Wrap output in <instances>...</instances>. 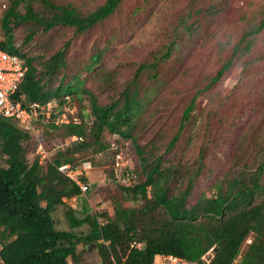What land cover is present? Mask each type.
<instances>
[{"label":"trees","instance_id":"16d2710c","mask_svg":"<svg viewBox=\"0 0 264 264\" xmlns=\"http://www.w3.org/2000/svg\"><path fill=\"white\" fill-rule=\"evenodd\" d=\"M122 1L88 0L80 7L70 0H8L0 15V49L15 55L26 67L13 97L23 95L24 103H43L55 98L62 106L63 98L68 96L73 102L72 95L81 80L71 74L64 82L66 75L62 74L70 64L66 53L71 41L118 11ZM34 25H41L42 32L61 30L54 38L58 46H53L49 54L48 50L27 48L37 33ZM16 26H22L24 47L14 42ZM263 27L264 18L245 30L233 45L230 58L191 95L164 150L170 149L180 138L197 95L229 71L231 58L251 49L250 39ZM173 48L176 45L171 40L163 51L139 62L117 96L106 103L100 104L92 92L84 89L90 94L91 119L87 122L77 110L79 123L61 126L49 123V128L62 130L57 134L60 144L71 135L77 139L65 144L64 149L54 152L43 163L30 143L29 132L11 117L0 114V154L5 163L0 166V264H78L81 245L97 248L99 264H151L156 254L197 261L211 247L209 264H231L236 257L238 264H264V143L257 140L254 143L259 158L255 166H239L237 163L243 155H238L234 161L235 172L217 179L209 195H199L187 204L192 180L200 169L182 175L161 166L156 144L139 143L137 131L133 132L141 116L140 76L147 73L148 80L155 81L159 63L168 59ZM101 53L95 50L89 56L86 71L101 60ZM257 70L254 72L258 73ZM258 99L264 102V89L260 90ZM103 131L117 135L113 140L114 148L110 149L111 141L104 138ZM118 147H124L130 158L129 167L120 172V176L128 171L131 174L127 185L114 176L112 168ZM105 149L111 158L108 165L112 180L125 193V199L142 200L140 207L133 208L114 200L111 214L108 211L92 213L86 196L82 195L88 193L89 188L86 174L77 176L81 183H87L86 190L81 191L73 180L57 170L60 164L74 167L80 160H88L87 157L77 158V153L100 154ZM131 151L132 156L137 157L136 164L132 162ZM189 169L185 167L184 174ZM179 178H186L185 186L170 193L169 182ZM72 196L78 201L75 208L62 200ZM60 210L63 217L55 219L54 212ZM83 225L86 231L74 230ZM131 242L143 244L134 248L130 247Z\"/></svg>","mask_w":264,"mask_h":264},{"label":"rangeland","instance_id":"374dc122","mask_svg":"<svg viewBox=\"0 0 264 264\" xmlns=\"http://www.w3.org/2000/svg\"><path fill=\"white\" fill-rule=\"evenodd\" d=\"M70 1L80 7L88 2ZM263 18L264 0H123L118 11L71 41L66 53L70 64L62 70L66 75L63 81H68L71 74L81 80L72 95L73 104L89 122L90 94L84 89L92 92L100 104L108 102L117 96L139 62L163 51L173 40L176 48L171 50L166 61L159 63L156 80H148L147 73L140 76L141 116L133 132L137 131L139 143L156 144L161 166L182 175L200 169L186 199L190 204L199 195H209L213 191L212 184L221 176L235 172L237 164L252 167L259 159L254 143L256 140L264 143V102L258 99L260 90L264 89V27L250 39L251 49L231 58L229 71L197 95L188 122L174 146L168 150H164V146L174 133L180 112L191 95L213 76L226 58H230L233 45L243 32ZM21 27L14 28V42L24 47ZM33 30L37 33L27 48L48 50L49 54L53 46H58L54 38L61 30L42 32L41 25H34ZM95 50L102 51L101 60L86 71L85 65ZM256 70L258 73L254 72ZM252 72L255 74L251 77L247 75ZM230 81L236 83L229 86L227 82ZM48 124L37 121L33 122L32 130L27 129L30 143L42 163L66 146L58 140L57 134L62 130H53ZM102 133L106 140L113 141L114 135ZM107 151L77 153V158L87 157L91 161V168L85 173L88 193L82 194L91 212L111 214L114 200L133 208L140 207L142 200L125 199V193L112 180L108 165L111 158ZM132 154L131 151L132 162L136 164L137 157ZM238 155L243 157L234 164ZM0 166H5L1 154ZM187 166L190 169L184 174ZM185 179L170 181V193L181 190ZM76 203L75 199V206ZM54 216L60 220L63 211L54 212ZM74 230L84 232L86 226ZM79 251L78 264H99V254L93 245H81ZM238 262L236 257L231 264Z\"/></svg>","mask_w":264,"mask_h":264},{"label":"built area","instance_id":"2783aa9c","mask_svg":"<svg viewBox=\"0 0 264 264\" xmlns=\"http://www.w3.org/2000/svg\"><path fill=\"white\" fill-rule=\"evenodd\" d=\"M7 3L8 0H0V15L7 7ZM25 70L26 67L21 60L15 55L0 49V114L11 117L19 126L30 130L33 129V122L37 121L48 122L54 126L80 122L77 116V109L73 102L69 100L68 96L63 98L64 102L62 106L55 98H51L43 103L36 101L24 103L23 95H20L18 98L13 97L17 86L23 78ZM76 139V136L71 135L67 137L64 144L68 145ZM110 146H115L114 141L110 142ZM42 157H44L43 154L41 155ZM129 164L130 158L127 156L126 149L124 147H118L113 157L112 168L114 176L116 178L119 177V180L124 185L128 184L131 174L128 171V173L120 176V172L123 169L126 170ZM90 168V160H80L79 164L74 167H71L68 163L57 166V170L73 180L81 191L86 190L87 183H81L77 176L82 173H87L86 171ZM75 199L76 197L72 196L67 199L63 198L62 200L68 202L71 207L75 208ZM142 244L131 242L130 247L138 248ZM211 257L212 247L205 251L197 261H188L183 257L170 254H156L151 264H209Z\"/></svg>","mask_w":264,"mask_h":264},{"label":"clouds","instance_id":"9594fccd","mask_svg":"<svg viewBox=\"0 0 264 264\" xmlns=\"http://www.w3.org/2000/svg\"><path fill=\"white\" fill-rule=\"evenodd\" d=\"M235 83H236V81H230V82H227V84H228L229 86H233ZM23 129H24V128H23ZM26 130H27V129H26ZM112 135H114V138L117 137L116 134H112Z\"/></svg>","mask_w":264,"mask_h":264}]
</instances>
